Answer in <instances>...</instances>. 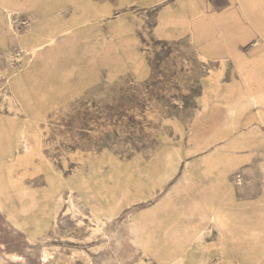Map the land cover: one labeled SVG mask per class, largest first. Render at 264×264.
Returning a JSON list of instances; mask_svg holds the SVG:
<instances>
[{"label": "rangeland", "instance_id": "obj_1", "mask_svg": "<svg viewBox=\"0 0 264 264\" xmlns=\"http://www.w3.org/2000/svg\"><path fill=\"white\" fill-rule=\"evenodd\" d=\"M0 264H264V0H0Z\"/></svg>", "mask_w": 264, "mask_h": 264}]
</instances>
